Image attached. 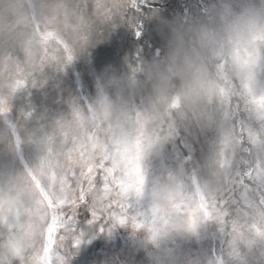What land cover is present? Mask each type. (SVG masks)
Here are the masks:
<instances>
[{"label": "clouds", "instance_id": "1", "mask_svg": "<svg viewBox=\"0 0 264 264\" xmlns=\"http://www.w3.org/2000/svg\"><path fill=\"white\" fill-rule=\"evenodd\" d=\"M186 7L0 0V264H264V0Z\"/></svg>", "mask_w": 264, "mask_h": 264}, {"label": "rangeland", "instance_id": "2", "mask_svg": "<svg viewBox=\"0 0 264 264\" xmlns=\"http://www.w3.org/2000/svg\"><path fill=\"white\" fill-rule=\"evenodd\" d=\"M110 54V53H109ZM109 54H104V53H95L94 55H99L100 57H104L106 55H109ZM79 71V69H76L73 73V76L71 77V79H69L66 83L64 81H61V83H64V84H70L74 78V76H76L77 72ZM78 76V75H77ZM58 89V84H55L52 86L51 89H47V90H43L41 91L40 93V97H39V102H36V101H33V111H37V110H40V109H43L45 112L47 111V101L50 99V97H53L55 96V102L57 105H59V95H56L55 94V90ZM191 145L189 144H186L184 142H179L177 144H174L171 146V151L176 153L177 155L179 154H183L185 155L186 158L188 159H192L194 158L195 156H192L188 150H189V147ZM34 155V153H33ZM247 163V160H245L242 164H240V168H239V171L237 172L239 175L241 174H244L246 175V169H245V164ZM248 183L251 185V181H250V178H248ZM251 190V189H249ZM240 195L242 197H246L248 196V192H244V193H240ZM257 196H259V193L257 192ZM245 202H248V201H245ZM116 235L113 234L111 237H104V240L105 242H109V241H114L116 239ZM101 241V236H93V237H90L87 239V242L85 244V247H93L96 243H99Z\"/></svg>", "mask_w": 264, "mask_h": 264}, {"label": "snow or ice", "instance_id": "3", "mask_svg": "<svg viewBox=\"0 0 264 264\" xmlns=\"http://www.w3.org/2000/svg\"><path fill=\"white\" fill-rule=\"evenodd\" d=\"M51 35H52V34L50 33L49 36H51ZM47 38H48V37H45V39H47ZM70 58H71V57L69 56V59H70ZM78 242H79V241H77V243H78Z\"/></svg>", "mask_w": 264, "mask_h": 264}]
</instances>
